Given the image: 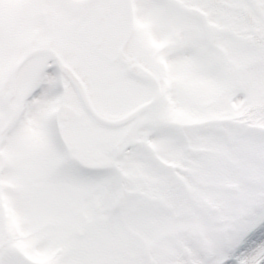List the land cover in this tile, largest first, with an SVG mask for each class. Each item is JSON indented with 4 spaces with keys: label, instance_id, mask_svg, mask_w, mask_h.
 <instances>
[{
    "label": "snow or ice",
    "instance_id": "6c2138e0",
    "mask_svg": "<svg viewBox=\"0 0 264 264\" xmlns=\"http://www.w3.org/2000/svg\"><path fill=\"white\" fill-rule=\"evenodd\" d=\"M41 2L125 13L111 61L137 108L120 124L93 121L78 155L57 140L74 189L94 196L78 210L80 225L47 234L51 264H264V0ZM134 16L165 20L166 47H148ZM241 20L242 32L213 27ZM161 61L192 64L213 94L170 80ZM42 73L51 79L27 94L28 104L72 99L76 83L54 55ZM6 92L0 82L7 113ZM177 110L192 122L171 119ZM101 228L124 243L95 245ZM0 264H31L4 232Z\"/></svg>",
    "mask_w": 264,
    "mask_h": 264
},
{
    "label": "rangeland",
    "instance_id": "374dc122",
    "mask_svg": "<svg viewBox=\"0 0 264 264\" xmlns=\"http://www.w3.org/2000/svg\"><path fill=\"white\" fill-rule=\"evenodd\" d=\"M201 16H208L203 9ZM125 13L113 8L77 4L58 7L41 0H0V82L9 91L14 66L34 48L55 50L84 81L97 109L107 117H121L135 108L127 89L118 86L119 69L111 61L117 35ZM135 31L154 51L166 47L168 24L163 19L134 16ZM243 21L234 24L213 23L218 31L242 32ZM46 56H34L17 74L11 99L15 116L0 141V199L6 212L7 236L13 246L31 264H51L47 234L63 232L81 224L78 210L94 196L90 191L74 189L67 173V159L55 138L59 103L28 104L26 96L43 77ZM164 66L170 80L181 81L194 95L213 94L209 85L198 79L190 63ZM83 116L62 121L72 155L81 145L93 120L83 111L73 90L67 102ZM169 117L191 123V114L173 111ZM8 115L0 105V128ZM6 141V143H5ZM99 247L124 243L116 230L101 228L92 238Z\"/></svg>",
    "mask_w": 264,
    "mask_h": 264
},
{
    "label": "water",
    "instance_id": "95a60500",
    "mask_svg": "<svg viewBox=\"0 0 264 264\" xmlns=\"http://www.w3.org/2000/svg\"><path fill=\"white\" fill-rule=\"evenodd\" d=\"M36 53H45L47 54L48 56L49 55H54L60 62H62V60L60 59V57L58 55H56L54 52L52 51H49V50H46V49H43V50H36V51H33L31 53H29L27 55L26 58H28L29 56L31 55H34ZM26 58L17 66L16 70L21 66V64L26 60ZM63 63V62H62ZM63 65L65 66V68L67 69V72H68V75L75 81L76 83V92L81 100V103L84 107V109L92 116V118H94L96 121L102 123V124H120V123H123L125 120L127 119H130L133 115H135L136 110H134L133 112H131L130 114H128L127 116H125L124 118L122 119H108V118H105L103 116H101L95 109L94 107L92 106L91 102H90V99L88 97V94L85 90V87L84 85L82 84V81L80 80V78L76 75V73L69 67L67 66L66 64L63 63ZM14 82V81H13ZM11 94H12V90L9 94V96L7 97V102L9 103L10 101V98H11ZM62 117L64 119H69V118H78L79 117V114L72 108L64 105L63 108H62ZM1 212L3 214V211L1 209ZM3 215H1V220L3 219L2 217ZM3 232H4V228H3ZM5 233V232H4Z\"/></svg>",
    "mask_w": 264,
    "mask_h": 264
}]
</instances>
